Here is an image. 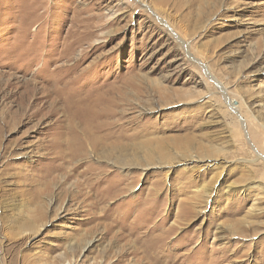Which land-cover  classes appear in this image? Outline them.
<instances>
[{"label": "rangeland", "instance_id": "rangeland-1", "mask_svg": "<svg viewBox=\"0 0 264 264\" xmlns=\"http://www.w3.org/2000/svg\"><path fill=\"white\" fill-rule=\"evenodd\" d=\"M198 1L0 0V264H264V0Z\"/></svg>", "mask_w": 264, "mask_h": 264}, {"label": "bare ground", "instance_id": "bare-ground-1", "mask_svg": "<svg viewBox=\"0 0 264 264\" xmlns=\"http://www.w3.org/2000/svg\"><path fill=\"white\" fill-rule=\"evenodd\" d=\"M198 1V0H197ZM207 0H201V3H204V4H208L207 2H206ZM214 2L216 1V0H213ZM193 2H195V1H193ZM200 1H198V3H199ZM187 3H189V1H187ZM200 4V3H199ZM198 9V8H197ZM206 9V6L204 7L203 5H201V9L199 10V11H201V12H199V16H198V14L196 15H194V17L192 16V20H194V23L196 22V23H198L201 19H202V17L205 15L206 16V12H207V10L206 11H204ZM201 17V18H200ZM230 106V105H229ZM230 108H231V106H230ZM231 111H233V110H231ZM191 144L189 143V142H187V141H185V143L182 145V148H185V150H189V148H191V146H190ZM194 145V144H193ZM200 146V145H199ZM181 147V146H180ZM146 148H148V147H146ZM145 148V149H146ZM158 148V147H157ZM148 150H149V148H148ZM212 150V149H211ZM210 150V151H211ZM151 151V150H150ZM154 152H156V153H160L161 152V150H159L158 149V151H156V150H154ZM189 152H190V150H189ZM207 152V151H206ZM213 152V151H212ZM186 153V152H185ZM209 153V152H208ZM161 154H162V156L164 155L165 157H168V155H167V153H165L164 152V150H162V152H161ZM212 155V154H211Z\"/></svg>", "mask_w": 264, "mask_h": 264}]
</instances>
